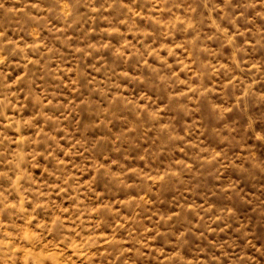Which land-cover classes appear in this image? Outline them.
<instances>
[{
    "label": "clouds",
    "instance_id": "1",
    "mask_svg": "<svg viewBox=\"0 0 264 264\" xmlns=\"http://www.w3.org/2000/svg\"><path fill=\"white\" fill-rule=\"evenodd\" d=\"M0 264H264V0H0Z\"/></svg>",
    "mask_w": 264,
    "mask_h": 264
}]
</instances>
